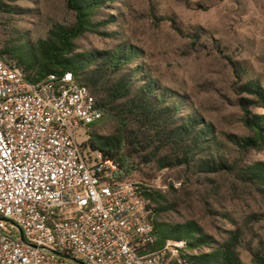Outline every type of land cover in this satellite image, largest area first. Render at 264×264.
<instances>
[{
	"label": "built area",
	"instance_id": "1",
	"mask_svg": "<svg viewBox=\"0 0 264 264\" xmlns=\"http://www.w3.org/2000/svg\"><path fill=\"white\" fill-rule=\"evenodd\" d=\"M102 117L72 71L34 81L0 56V264H177L185 242L157 246L152 187L90 144Z\"/></svg>",
	"mask_w": 264,
	"mask_h": 264
},
{
	"label": "trees",
	"instance_id": "2",
	"mask_svg": "<svg viewBox=\"0 0 264 264\" xmlns=\"http://www.w3.org/2000/svg\"><path fill=\"white\" fill-rule=\"evenodd\" d=\"M19 1H29L35 6L38 0H0V14L11 19L7 39L0 47V56L15 60L34 81L49 73L72 71L76 79L88 86L96 97L103 117L91 125L90 144L117 160L126 177L132 170L126 146L139 144L143 151H151L160 166H184L190 176H198L213 183L217 176L235 178L264 193V162L247 163L254 150H264V114L254 111L264 107V87L258 80H247L240 88V106L243 121L249 134L228 133L223 139L216 124L207 118L195 101L180 90L165 87L156 79L144 59V51L122 35L121 30L111 31L116 25L113 13L105 14L117 0H66L68 9L76 20L72 25L54 23L45 36L31 38L29 22L17 21L25 14L37 18V6L22 8ZM89 33L112 37L117 43L111 48L79 50L78 41ZM114 119L121 125L122 133L104 135L98 130L105 119ZM237 150L232 156L228 143ZM163 151L166 154L161 155ZM180 190L172 186L169 193L153 188L145 195L153 203L155 230L159 236L157 246L166 240L184 241L177 264H246L241 248L244 237L235 219V228L218 237L209 232L196 219L185 222L169 221V213L178 212ZM253 264H264V254L253 251Z\"/></svg>",
	"mask_w": 264,
	"mask_h": 264
},
{
	"label": "rangeland",
	"instance_id": "3",
	"mask_svg": "<svg viewBox=\"0 0 264 264\" xmlns=\"http://www.w3.org/2000/svg\"><path fill=\"white\" fill-rule=\"evenodd\" d=\"M38 2L39 17L25 14L17 21L23 27L21 20L29 22L33 40L44 37L54 23L74 24L76 17L66 0ZM16 4L23 9L36 7L29 1ZM104 12L116 16V25L109 30L122 29L126 39L141 47L145 57L139 61H145L165 87L191 97L225 141L228 133L249 134L239 101L248 95H241L239 87L250 79L264 87V0H117ZM10 20L0 14V47L8 37L5 23ZM116 43L112 37L94 33L78 41L79 50L111 48ZM254 112L264 114V107ZM98 130L104 135L122 133L119 122L109 118ZM79 134L80 142L90 147L89 133L80 130ZM129 143L125 152L132 170L126 177L166 193L172 186L180 190L179 211L169 213V221L196 219L222 237L236 227L235 219L244 234V262L253 264V251L264 254V193L244 183L235 185L233 176H217L211 183L190 176L184 166L163 168L150 150ZM227 143L236 156L234 145ZM253 162H264V150L249 154L247 163Z\"/></svg>",
	"mask_w": 264,
	"mask_h": 264
},
{
	"label": "water",
	"instance_id": "4",
	"mask_svg": "<svg viewBox=\"0 0 264 264\" xmlns=\"http://www.w3.org/2000/svg\"><path fill=\"white\" fill-rule=\"evenodd\" d=\"M22 237L24 238L23 234H22Z\"/></svg>",
	"mask_w": 264,
	"mask_h": 264
}]
</instances>
